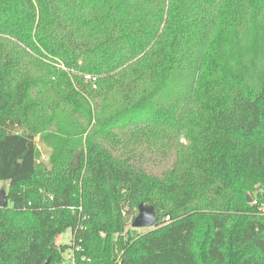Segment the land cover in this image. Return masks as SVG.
Listing matches in <instances>:
<instances>
[{
    "label": "trees",
    "instance_id": "1",
    "mask_svg": "<svg viewBox=\"0 0 264 264\" xmlns=\"http://www.w3.org/2000/svg\"><path fill=\"white\" fill-rule=\"evenodd\" d=\"M0 181V264H264V0H0Z\"/></svg>",
    "mask_w": 264,
    "mask_h": 264
},
{
    "label": "rangeland",
    "instance_id": "2",
    "mask_svg": "<svg viewBox=\"0 0 264 264\" xmlns=\"http://www.w3.org/2000/svg\"><path fill=\"white\" fill-rule=\"evenodd\" d=\"M64 69V68H63ZM66 70V69H65ZM98 81V78H97ZM22 131L21 129H16ZM38 148L40 151L39 161L45 163L49 166V157L51 154V148L39 140V136L36 137ZM182 142L186 143L184 139ZM116 154L123 151L122 148L118 150H113ZM131 156L134 159V164L137 167L145 169L148 173L163 176L164 173L174 166L176 160V151L174 148H165L160 146H148L146 143H141L140 145L134 146L133 151H131ZM8 182L0 181V190L5 189L8 191ZM251 197L252 195L249 194ZM72 231L69 229L55 239L58 245H68L71 244ZM61 264H73V250L68 249L64 253V260Z\"/></svg>",
    "mask_w": 264,
    "mask_h": 264
},
{
    "label": "water",
    "instance_id": "3",
    "mask_svg": "<svg viewBox=\"0 0 264 264\" xmlns=\"http://www.w3.org/2000/svg\"><path fill=\"white\" fill-rule=\"evenodd\" d=\"M249 202L252 201V197L247 195ZM7 191L5 189L0 190V207H6L8 205ZM158 222L155 208L152 205L141 203L138 208V214L132 222V227L148 229L153 228ZM43 264H49V260H46Z\"/></svg>",
    "mask_w": 264,
    "mask_h": 264
},
{
    "label": "built area",
    "instance_id": "4",
    "mask_svg": "<svg viewBox=\"0 0 264 264\" xmlns=\"http://www.w3.org/2000/svg\"><path fill=\"white\" fill-rule=\"evenodd\" d=\"M86 79L90 82L93 88H97V77L92 75H86Z\"/></svg>",
    "mask_w": 264,
    "mask_h": 264
}]
</instances>
